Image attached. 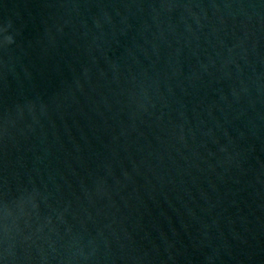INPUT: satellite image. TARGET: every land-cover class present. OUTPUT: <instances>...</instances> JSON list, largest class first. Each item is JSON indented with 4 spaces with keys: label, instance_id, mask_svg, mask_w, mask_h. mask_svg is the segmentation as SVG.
Segmentation results:
<instances>
[{
    "label": "water",
    "instance_id": "1",
    "mask_svg": "<svg viewBox=\"0 0 264 264\" xmlns=\"http://www.w3.org/2000/svg\"><path fill=\"white\" fill-rule=\"evenodd\" d=\"M0 264H264V0H0Z\"/></svg>",
    "mask_w": 264,
    "mask_h": 264
}]
</instances>
